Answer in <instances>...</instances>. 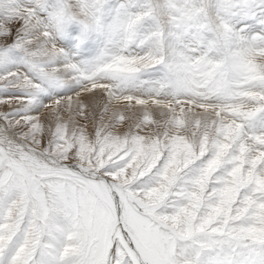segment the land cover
Listing matches in <instances>:
<instances>
[{"label":"snow or ice","instance_id":"snow-or-ice-1","mask_svg":"<svg viewBox=\"0 0 264 264\" xmlns=\"http://www.w3.org/2000/svg\"><path fill=\"white\" fill-rule=\"evenodd\" d=\"M0 264H264V0H0Z\"/></svg>","mask_w":264,"mask_h":264}]
</instances>
